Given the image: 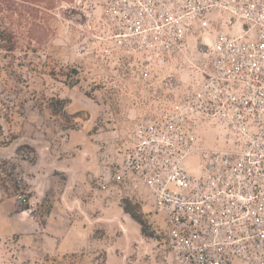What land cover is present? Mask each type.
<instances>
[{
    "label": "rangeland",
    "instance_id": "1",
    "mask_svg": "<svg viewBox=\"0 0 264 264\" xmlns=\"http://www.w3.org/2000/svg\"><path fill=\"white\" fill-rule=\"evenodd\" d=\"M40 4L24 28L32 44L25 33L15 58L0 57V170L20 187L11 195L0 187V264H184L126 159L138 124L192 97L213 34L196 25L182 51L149 66L109 37L107 0ZM200 127L207 147L225 146L215 124ZM126 199L139 204L153 237L124 210Z\"/></svg>",
    "mask_w": 264,
    "mask_h": 264
},
{
    "label": "built area",
    "instance_id": "2",
    "mask_svg": "<svg viewBox=\"0 0 264 264\" xmlns=\"http://www.w3.org/2000/svg\"><path fill=\"white\" fill-rule=\"evenodd\" d=\"M107 2L109 37L149 66L182 51L194 26L213 34L192 97L137 125L126 164L181 263L264 264V0ZM201 122L221 130L224 147L206 146Z\"/></svg>",
    "mask_w": 264,
    "mask_h": 264
},
{
    "label": "trees",
    "instance_id": "3",
    "mask_svg": "<svg viewBox=\"0 0 264 264\" xmlns=\"http://www.w3.org/2000/svg\"><path fill=\"white\" fill-rule=\"evenodd\" d=\"M40 2L45 3V8H52L54 6V0H0V57L11 56L15 58V53L22 48L21 44L24 40L25 33L29 38V44H32L34 38L31 35V29L25 31L26 25L34 23V19L38 17V13L41 11ZM34 4V5H33ZM38 5L39 7H37ZM24 30V31H23ZM9 176L8 174H6ZM11 186H14L15 191L20 187L14 183L10 185L7 177H4L3 171L0 170V187L8 194H12ZM27 195L26 201L29 200ZM124 210L131 215L140 225L144 235L153 237L155 232L151 230L149 222L143 217L139 209V204L132 203L128 199L124 201ZM30 208L27 203L25 209ZM50 208L43 211V217L40 219L41 224H46L45 214L50 213Z\"/></svg>",
    "mask_w": 264,
    "mask_h": 264
}]
</instances>
